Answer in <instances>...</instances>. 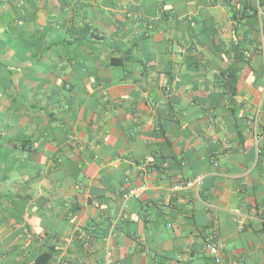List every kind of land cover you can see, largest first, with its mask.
Returning a JSON list of instances; mask_svg holds the SVG:
<instances>
[{
    "label": "crops",
    "instance_id": "obj_1",
    "mask_svg": "<svg viewBox=\"0 0 264 264\" xmlns=\"http://www.w3.org/2000/svg\"><path fill=\"white\" fill-rule=\"evenodd\" d=\"M0 14V264H264V0Z\"/></svg>",
    "mask_w": 264,
    "mask_h": 264
},
{
    "label": "built area",
    "instance_id": "obj_2",
    "mask_svg": "<svg viewBox=\"0 0 264 264\" xmlns=\"http://www.w3.org/2000/svg\"><path fill=\"white\" fill-rule=\"evenodd\" d=\"M254 123H255L254 119L250 118L247 125L253 126ZM201 181H202V177H197L196 179H194V180H192L186 184L175 186L173 189L175 191H180V190H185V189L195 187L198 190L200 185H201ZM145 190H146V188H144V187H141L138 189H133V190H126V189L122 188L123 197L126 200L138 199ZM263 211H264V209H263ZM206 249L209 252V254L215 259L216 263H221L220 246L217 242H215L214 240L209 241L206 244ZM110 263H111V253H108L107 254V264H110Z\"/></svg>",
    "mask_w": 264,
    "mask_h": 264
},
{
    "label": "trees",
    "instance_id": "obj_3",
    "mask_svg": "<svg viewBox=\"0 0 264 264\" xmlns=\"http://www.w3.org/2000/svg\"><path fill=\"white\" fill-rule=\"evenodd\" d=\"M9 1H11V0H0V9L6 4H8L9 3ZM30 1H32V0H30ZM12 3V2H11ZM17 8V7H16ZM17 10V9H16ZM15 10V11H16ZM17 12H19V10H17ZM1 17H2V15L0 14V27H1ZM9 28H11L9 31H10V33L11 34H14L15 36L16 35H18L17 33H18V30H17V27L16 26H9ZM0 31H1V28H0Z\"/></svg>",
    "mask_w": 264,
    "mask_h": 264
}]
</instances>
